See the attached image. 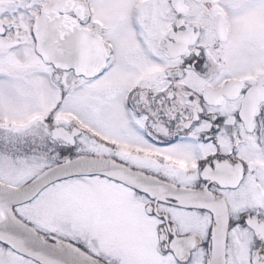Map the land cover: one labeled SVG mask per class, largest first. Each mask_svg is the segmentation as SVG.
Segmentation results:
<instances>
[{
	"label": "snow or ice",
	"instance_id": "obj_1",
	"mask_svg": "<svg viewBox=\"0 0 264 264\" xmlns=\"http://www.w3.org/2000/svg\"><path fill=\"white\" fill-rule=\"evenodd\" d=\"M0 264H264V0H0Z\"/></svg>",
	"mask_w": 264,
	"mask_h": 264
}]
</instances>
